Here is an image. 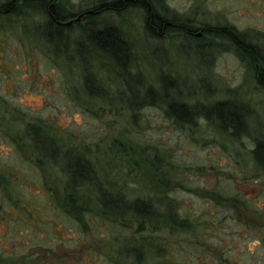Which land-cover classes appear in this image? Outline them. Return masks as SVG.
<instances>
[{
  "label": "rangeland",
  "instance_id": "rangeland-1",
  "mask_svg": "<svg viewBox=\"0 0 264 264\" xmlns=\"http://www.w3.org/2000/svg\"><path fill=\"white\" fill-rule=\"evenodd\" d=\"M97 1L64 0L72 12ZM151 2L194 29L241 31L264 55V0ZM99 17L130 42L131 63L115 71L97 55L96 66L106 69L93 74L103 88L93 96L77 64H90L83 55L92 25L80 31L72 52L46 39L47 18L38 12L0 18V166L17 167L16 188L27 200L15 202L0 187V264H240V250H262L264 229V171L252 154L264 136V89L255 65L224 37L205 35L200 44L178 30L155 37L137 7ZM77 32L67 40L75 43ZM136 87L156 91L152 98L169 94L188 112L175 105L182 119L169 116L168 98L132 106L128 93ZM224 100L246 107V133L218 125L211 106ZM36 129L55 152L84 156L105 186L128 201L150 200L161 217L102 215L97 196L85 201L84 192L66 187L63 162H52L31 141ZM240 193L257 207L256 221L245 220L251 216L242 210L240 224V201L233 199ZM70 195L86 209L85 222L70 215ZM165 205L175 217L163 218Z\"/></svg>",
  "mask_w": 264,
  "mask_h": 264
},
{
  "label": "trees",
  "instance_id": "trees-1",
  "mask_svg": "<svg viewBox=\"0 0 264 264\" xmlns=\"http://www.w3.org/2000/svg\"><path fill=\"white\" fill-rule=\"evenodd\" d=\"M134 7L145 10L146 25L155 37L160 38L161 36H165L168 30H178L180 34L186 36L189 40L199 42V44L201 38L205 35L220 36L229 40L235 46L236 53L242 59L247 58L250 63L255 65L256 80L260 86L264 88V55L259 53V49L254 42L252 43L251 40L246 39L243 32L237 31L229 26L212 27L209 25H203L194 29L189 23L186 21H180V19H178L175 15L166 16L165 13L161 14L160 11L155 8L151 0H99L95 3H91V6L83 7L78 12L67 10L64 0H0V18L11 14L21 15L33 11L38 12L47 18L45 27L42 29L43 32L46 33V39L54 42V44L61 43L65 49L66 47L72 48V52L74 51L75 46L77 47V45H79L78 34H80V31L82 32L84 27L87 25H92L93 29H91V34L93 37L86 39L88 44L86 45V50L83 55V60L90 64H84V66L80 61L77 62V64L79 66L81 65L83 68L82 86L90 96H93L94 93H103V88L99 87L97 85L98 83H95V80L98 81L97 76L94 80L95 76H93V74L98 75L101 68L102 70L106 69H104L101 65H97L98 67L96 66L95 61L98 59L97 55L102 57L103 61H106L107 65L115 71L121 69L120 66L129 70L131 63V53L129 51L130 42L124 38L117 26L111 24L106 19L100 20L101 18L99 16L104 13H115L119 15ZM79 16H81L84 20L81 22L80 20H77V17ZM69 21H72V23H68ZM73 29H77L78 31L75 34V43L71 40H67L68 37H66L68 36V33L70 35V32L73 31ZM54 32L58 34V37L49 38L48 34ZM194 32H202V34L199 35V33ZM72 42L74 43L73 46ZM69 43H71V45ZM90 60L92 64L89 62ZM93 64L95 65V68L90 70L89 67H93ZM128 72L134 77L137 76L132 74L130 71ZM120 77L121 76L118 75L117 79H120ZM138 85L139 81L137 86ZM136 88L138 89L136 90L137 92L133 91L131 94L128 93L132 106L145 105L146 102L151 105L156 103L160 105L158 101L162 100V98H168L166 101V113L169 116H172L177 120L182 119V117H179L177 112L178 110L174 108L175 105L178 106L181 111L185 110L186 113L188 112L184 102L178 100V103L175 101L178 104L177 105L172 102V97L169 94L152 98L156 94V91L153 89L144 88V94L139 92L138 87ZM162 89L163 86L161 83L159 91L161 92ZM147 95L150 98H148ZM211 109L217 113L218 121L220 122L218 124L219 126L225 128L227 126L235 132H242L245 126L240 123L241 110L236 107L235 103L227 100L219 101L214 105L212 104ZM183 119L188 120V117L184 116ZM222 122L224 125L221 124ZM37 130L38 129L29 134L33 144L37 148L40 147L39 150L45 156L49 157V160L52 162H56V160L63 162L61 164L63 165L62 167L67 175L66 187L70 190V192L80 194H82L81 192H84L86 195H82L85 201L92 198L90 195H93V197L94 195L97 196L98 207L100 208L102 215L124 217L127 213L132 217L135 216L137 218H146L145 216H148V214L153 215L156 218L161 217L160 215H162V209L159 210V207L154 206L150 200L135 199L133 201H128L119 193L114 192L109 187L105 186L100 180V176L98 177L99 174H96L98 173V170H96L92 163L90 161L88 162L84 156L78 153H70L69 151H62L61 153V150H58L55 152L57 147L52 140L46 138L44 139L39 133H37ZM13 143L19 147L18 143ZM57 154H59L58 159ZM252 154L256 160L258 169L264 171V140H258L256 142L255 147L252 150ZM37 167L39 166L37 165ZM16 170L17 167L14 166H8V168L0 166V187L5 191L7 198H11L15 202L19 199V203L22 201L26 202L27 200L23 198L22 194H20L16 188L19 184H21ZM262 182H264V180ZM73 198L74 196H69V202L71 204H73ZM233 199L235 202L240 201V224L242 221L241 217L244 216L242 210L248 212V215L251 216L247 217L245 220L256 221L253 217L260 216L257 207H255L254 204H249V202L244 199L242 193H240V199ZM222 200L225 201V198ZM165 206L163 218L168 220L169 218L175 217V210H173V207L171 205ZM81 207H75L74 204L71 205L69 212H72V214H69L72 216L74 215L76 220L85 222L86 218L84 216L88 214L83 212L86 209ZM83 207H86L85 203ZM148 212H151V214ZM262 223L263 222L259 224ZM185 224H188L186 218L180 225L185 227ZM259 244L261 245L262 250H240V264H264V229ZM135 253L140 256V252Z\"/></svg>",
  "mask_w": 264,
  "mask_h": 264
},
{
  "label": "flooded vegetation",
  "instance_id": "flooded-vegetation-1",
  "mask_svg": "<svg viewBox=\"0 0 264 264\" xmlns=\"http://www.w3.org/2000/svg\"><path fill=\"white\" fill-rule=\"evenodd\" d=\"M194 33H199V35H201L202 34V32L200 33V32H194ZM261 88H263V87H261ZM264 89V88H263ZM241 116H240V123L243 125V126H245L246 124H247V122L249 121L248 119V116H249V114L247 113L248 112V110L246 109V107L245 106H241ZM244 128H246V127H244ZM243 128V130H242V133L243 132H245L246 133V129H244ZM257 139L260 141V140H264V136H257ZM258 140H256V142L258 141Z\"/></svg>",
  "mask_w": 264,
  "mask_h": 264
},
{
  "label": "water",
  "instance_id": "water-1",
  "mask_svg": "<svg viewBox=\"0 0 264 264\" xmlns=\"http://www.w3.org/2000/svg\"><path fill=\"white\" fill-rule=\"evenodd\" d=\"M81 16L77 17V20H80ZM68 23H72V21H69Z\"/></svg>",
  "mask_w": 264,
  "mask_h": 264
}]
</instances>
